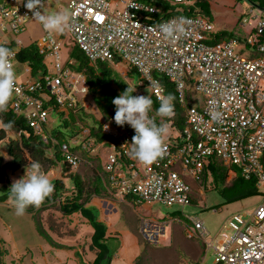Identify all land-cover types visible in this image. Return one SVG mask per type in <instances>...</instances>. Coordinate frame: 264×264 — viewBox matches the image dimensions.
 Here are the masks:
<instances>
[{
  "label": "built area",
  "instance_id": "2783aa9c",
  "mask_svg": "<svg viewBox=\"0 0 264 264\" xmlns=\"http://www.w3.org/2000/svg\"><path fill=\"white\" fill-rule=\"evenodd\" d=\"M48 1L43 0V5ZM68 1L74 19L67 33L91 64L98 61L114 67L127 64L139 74L157 102L158 96L167 95L160 80L167 78L185 111L184 130L178 137L165 138L164 155L150 165L131 157L130 144L135 131L130 125H116L115 114L103 122L102 133L109 140L99 145L108 151L103 162L108 200L134 207L153 203L190 206L195 192L203 200L205 185L212 178L208 166L213 159L227 167L232 177L240 172L246 179L254 178L264 195V45L257 46V37L264 30L263 18L256 19L255 24L250 18L241 20L244 27L250 28L245 45L237 39L211 44L217 32L214 22L204 15L174 16L154 23L151 15L158 10L139 0ZM195 1L175 0V3ZM26 2L0 0V45L9 47L10 43L2 39V33L8 34L10 29L18 34L33 19L32 12L24 6ZM114 3L116 10L111 8ZM181 19L184 32L179 39H166L157 28L159 24ZM61 36L46 32L36 42L39 53L45 56V64L47 56L54 59L56 74L44 77L49 93L41 91L43 85L34 79L21 82L17 78L11 99L14 111L24 115L35 134L43 136L46 143L55 141L45 134L50 120L46 105L53 99L58 109L67 114L78 104L89 108V103L80 99L88 94L86 77L67 67L73 64L70 57L61 63L64 41ZM15 43L13 40L11 46ZM20 48L19 43L10 48L15 52L14 65ZM26 73L31 77L28 66ZM122 76L127 78L124 73ZM188 89L201 95L192 106L186 103ZM61 152L71 168L81 164V158L67 144L61 146ZM192 182L197 184L196 190ZM186 219L187 237L202 241L207 250H212L214 264H264V200L252 213L234 215L229 224L234 236L218 243L208 241L209 232L202 221ZM171 223L166 218L141 214L139 234L146 243L161 245Z\"/></svg>",
  "mask_w": 264,
  "mask_h": 264
},
{
  "label": "trees",
  "instance_id": "16d2710c",
  "mask_svg": "<svg viewBox=\"0 0 264 264\" xmlns=\"http://www.w3.org/2000/svg\"><path fill=\"white\" fill-rule=\"evenodd\" d=\"M141 3H146L151 7L158 10L156 15H151V21L154 23L162 22L170 17L174 16H198L204 15L209 17L213 21L211 12L203 10L201 13L199 11H194V6H199L202 3L208 2L209 0H196L191 4H176L175 0H139ZM255 6L259 7L264 12V0H250ZM204 8V7H203ZM242 20V19H241ZM240 20V21H241ZM239 21V22H240ZM214 22V21H213ZM237 39L243 42V37L237 34L235 31H220L214 36V41L211 44L220 43L224 40ZM246 42L247 40L244 39ZM257 46L264 45V30L257 37ZM10 43L7 45L8 48H15L14 43L11 46L13 40H8ZM67 47H70V59L73 64L68 65L73 72L81 73L86 77V82L88 85V94L92 96L93 104L99 108L102 115V121L97 120L95 117L91 116V122L89 124V134L87 135V141H79V143H74L77 139L74 137L80 134L78 121L85 120L88 115L85 113L88 111L81 104H78L74 111H70L68 114L62 112L54 104L55 99L46 105V108L51 115L56 116L58 121L52 122L45 126V134L52 137L54 142H44V138L41 135L35 134L34 130L30 127L28 120L24 115L16 113L11 105V101L8 105V109L5 112H0V125L3 127L4 124L8 122H13V127L11 129H5L6 132L15 133L19 135L17 139H11L8 145L7 157H5L0 152V203H6L10 198L9 189L11 184L7 179L8 172H17L30 166L31 162L38 161L42 165V171L44 172V166L47 167L46 171L51 168L57 167L62 163L66 172H70L71 166L65 161L64 155L61 152V146L67 144L69 149L75 155L81 158V164L85 162L87 169L91 170L92 174L88 176L81 175L80 173H70L67 181L74 184L76 190V195L63 199V195L66 192L67 185L63 179H55L52 183L54 185V192L48 196L40 206H46L47 204L60 203V211L65 216H72L75 214H80L83 218L88 220L89 224L93 227L94 232L91 234V245L90 248L95 251L96 257L91 264H111L113 260V251L107 244V228L102 222L98 221V218L94 214L92 208L87 207V204L94 198H107V192L103 183L104 174V164L99 161L100 157H94L92 155V147L104 143L109 140V137L102 133L103 122L108 120L112 114H115V106L112 100L122 94L128 87H130L127 82L108 62L98 61L91 64L89 59L86 57L83 51L72 41L66 43ZM256 52H254L255 54ZM19 54V55H18ZM45 56L39 53L36 43H32L29 46L22 47L17 52V64L27 65L31 68V77H26L20 79L23 82L26 79L34 78L35 81L40 82L43 86L41 91L49 90L44 85V77L48 74L47 67L45 64ZM26 66V67H27ZM16 67V66H15ZM16 70V69H15ZM135 71L134 69H132ZM17 73V70H16ZM161 83L166 89V94H172L175 97L174 103V113L171 117H165V122L169 128V133L167 137H172L173 135L179 136L186 126L185 111L182 105L178 102L179 97L174 90V85L167 79L161 78ZM115 85V87H114ZM131 88V87H130ZM36 93V96L41 91ZM193 94L191 89H188L186 95L187 105L192 106V98L190 95ZM133 96H138L135 91L132 93ZM153 100L152 110L156 111L159 108V102L151 95ZM152 110L150 112H152ZM50 122V120H49ZM157 125L162 124L159 121H155ZM54 125V126H53ZM51 126V127H50ZM81 135V134H80ZM75 144V145H74ZM91 146V147H90ZM96 162V163H95ZM100 162V163H99ZM100 165H97V164ZM79 165V166H80ZM208 170L212 174L214 186L216 190L224 199L223 205H230L243 200L256 197L261 195L259 189L257 188V183L254 178L246 179L237 172V176L230 182L227 183V178L229 175V169L223 166L216 159L211 160ZM87 180V181H86ZM62 200V201H61ZM222 205V206H223ZM39 207L30 206L26 209V212L32 215L38 233L42 238H44L50 245L57 249H66V245L56 241L49 231L44 227L43 221L41 219V213L44 212ZM217 206L216 209H219ZM189 239V238H188ZM198 240V239H189ZM144 244V249L141 255L137 258L136 264H164L161 253V248H156L151 244L146 243L143 239L141 240ZM205 247V245L203 244ZM176 251V246L173 247ZM7 252L5 247V242L0 240V264H3L4 256ZM81 258L80 253L77 254ZM81 264H86L81 258Z\"/></svg>",
  "mask_w": 264,
  "mask_h": 264
},
{
  "label": "rangeland",
  "instance_id": "374dc122",
  "mask_svg": "<svg viewBox=\"0 0 264 264\" xmlns=\"http://www.w3.org/2000/svg\"><path fill=\"white\" fill-rule=\"evenodd\" d=\"M69 4L70 2L68 0H49L43 5L42 11L50 13L65 8L70 9ZM111 8L112 10H116L117 4L114 3ZM193 9L194 11H199L201 13H203V10L211 12L217 33L220 31H235L244 39L248 37L250 28L247 26L244 27L240 21L241 19L250 18L253 24H255L256 19L263 18L264 20V12L259 7L255 6L250 0H209L199 6H194ZM45 33L46 31L38 21L30 19L24 24L23 30L20 33L13 34L9 29L8 34L2 33L1 37L3 40L12 39L24 48L41 40ZM63 34H53L54 36L62 35L61 37L64 39L62 50L60 52L61 63H64L70 56L71 48L67 47L65 44L68 41L69 43H72V38L67 33V30L63 32ZM244 39L242 44L245 45L246 41ZM248 50L251 49L248 47ZM46 64L48 75L50 77L54 76L56 70L54 67V59L51 56H47ZM15 66L17 76H19L20 79L26 78L27 73L25 69H27V67L21 64H16ZM113 68L121 76L122 73L127 76L124 80L131 88L136 89L135 93L138 96H151V90L148 86H137L141 83L139 74L128 67L127 64L122 63L119 64L118 67L113 66ZM190 98H192L190 100L193 102L194 100L201 98V95L193 92V94L190 95ZM80 99L82 102L89 103V108L87 109L88 111L85 112L88 114L85 120L78 121V126L80 128L79 132L81 135L79 134L74 137V139L77 138L74 140V143L77 144L79 141H87V135L89 134V131L87 132V130L89 129L91 116L99 121L103 120L101 111L93 104L92 96L85 94L81 95ZM149 116L155 121L166 123L165 117L158 116L157 112L154 110L149 112ZM56 120L58 121L56 116L51 115L49 122L50 125ZM2 128L3 127L0 125V129ZM7 136L6 139L0 142V152L5 157H7L8 145L11 139L19 138L18 134L9 131H7ZM91 153L94 157H100L99 161L105 162L108 151L107 148L103 146L95 145L92 147ZM85 162L77 168L70 169V172L63 170V168H65L64 165L62 168L63 162H61L60 165H57V167L51 168L49 171H46L47 167L44 166V172L49 176L51 182L55 179L61 178L66 183L68 188H66L63 199L76 195L74 184H71L66 180L70 173L78 172L85 176V179L86 176L92 174V169H87V164ZM99 163L97 165H100ZM26 170L30 171V166L14 173L8 172L6 176L9 183L12 185L14 180L23 178L26 174ZM234 178L235 177L228 175L227 183H230ZM192 183V186L196 190L197 184L194 182ZM94 198L97 199L98 197ZM202 199L203 200H201L199 193L195 192L194 203L190 206L167 207L161 203H153L151 205L141 204L136 208H139L142 214L154 215L157 218L167 217L168 219H172L173 217L180 216L202 221L209 232L207 237L208 241L213 240L214 243H218L226 241L234 236L235 232L229 228L233 216L237 213H252L254 208L264 200V195L252 197L230 205H223L224 199L216 190L213 178H210L205 185L204 197H202ZM217 206H220V208L216 209ZM136 208H133L132 206L130 207L128 204H119L116 206V209L118 210L117 212L112 211L109 215L104 214L105 219L108 220L109 230L113 231L116 229L120 232L119 236L126 243V247L133 246L139 241V238L128 232L127 229V224H135L136 217L137 219L139 217ZM38 209L44 210V212L41 213V219L44 227L49 231L52 237L56 241L66 245L68 247L66 249H79L81 258L84 262L88 263L90 261V237L93 227L91 226L90 230V227L87 226V222L83 221L80 216H65L60 211L59 202L56 204L39 206ZM94 214L97 218L101 216L100 211L96 209L94 210ZM139 237L142 240L140 234ZM0 240L5 242V247L7 249L3 264H61L59 263L60 261L63 262L62 264H79L75 259V254L72 253L71 250H58L40 236L31 214L25 211V214L22 216L16 215L12 200H9L6 203H0ZM114 246L117 247V243L114 244ZM156 248L159 249L160 247L156 246ZM204 250L206 251L204 256L205 263H214L213 251L210 249L207 250L205 247Z\"/></svg>",
  "mask_w": 264,
  "mask_h": 264
},
{
  "label": "clouds",
  "instance_id": "9594fccd",
  "mask_svg": "<svg viewBox=\"0 0 264 264\" xmlns=\"http://www.w3.org/2000/svg\"><path fill=\"white\" fill-rule=\"evenodd\" d=\"M34 20L38 21L49 34L63 33L71 27L74 12L62 9L53 12L42 11L43 0H27L24 5ZM184 21H168L157 26L159 32L166 39L176 40L184 32ZM14 50L0 45V112H5L16 91L17 73L14 65ZM136 89L128 87L126 91L112 100L115 106L114 121L118 126L128 124L135 131L130 144L131 157L146 165H150L162 157L166 150L165 138L169 133L166 123L157 125L149 112L152 110L151 96H133ZM157 115L171 117L174 113L175 97L172 94L160 95ZM2 123V122H0ZM13 122L3 125V129H11ZM105 130L108 126L105 125ZM16 215L22 216L28 207H39L44 200L54 192V185L49 176L42 171L38 161L30 164V171L26 170L23 178L14 180L10 189Z\"/></svg>",
  "mask_w": 264,
  "mask_h": 264
},
{
  "label": "crops",
  "instance_id": "0c3cea01",
  "mask_svg": "<svg viewBox=\"0 0 264 264\" xmlns=\"http://www.w3.org/2000/svg\"><path fill=\"white\" fill-rule=\"evenodd\" d=\"M25 66V65H23ZM27 66V65H26ZM25 66V67H26ZM26 71V69H25ZM66 113V112H65ZM57 121V120H56ZM119 204H128V203H119V202H113L108 200V198H93L88 204L87 207L96 209L100 211L101 216L98 217V221L102 222L104 225H106L107 233V244L110 246L111 250L113 251V260L111 264H136L137 258L141 255L144 244L142 243L140 237H139V218L141 216V212L139 208H136L130 204L128 206H132L133 208L137 209L138 219L136 217L135 224H127L128 232L135 235L137 238H139V241L137 244L126 247V243L124 240L119 236V233L116 229L115 230H109L108 220L105 219L104 214H111L112 211L117 212L116 206ZM76 216H80V218L83 219V221L87 222V226L90 227L88 220L83 218L80 214H75ZM153 217H156L154 215H151ZM157 218V217H156ZM168 219L167 217H163ZM172 223L169 227L167 237L162 241V244L157 246L160 247L162 252V258L164 260L161 261L164 264H207L204 261L205 256V250L203 246V242L200 240H189L186 234L187 225L189 224L187 219L184 217L176 216L173 217ZM91 232H94V229L91 230ZM91 233V234H92ZM117 243V247L114 246V244ZM176 246V251H174L173 247ZM61 250V249H58ZM65 250H71L72 253L75 255V259L78 261L79 264H81V258L78 257V253H80L79 249H65ZM93 255V256H91ZM96 257V253L94 250L90 248V261L86 264H91L93 260ZM59 263H63L60 261ZM67 264V263H64ZM214 264V263H212Z\"/></svg>",
  "mask_w": 264,
  "mask_h": 264
},
{
  "label": "water",
  "instance_id": "95a60500",
  "mask_svg": "<svg viewBox=\"0 0 264 264\" xmlns=\"http://www.w3.org/2000/svg\"><path fill=\"white\" fill-rule=\"evenodd\" d=\"M137 86L139 87H143V83L141 82L140 84H138ZM8 136H7V132L5 129H0V142L3 141L4 139H6Z\"/></svg>",
  "mask_w": 264,
  "mask_h": 264
},
{
  "label": "bare ground",
  "instance_id": "6f19581e",
  "mask_svg": "<svg viewBox=\"0 0 264 264\" xmlns=\"http://www.w3.org/2000/svg\"><path fill=\"white\" fill-rule=\"evenodd\" d=\"M19 55V54H18ZM96 163V162H95Z\"/></svg>",
  "mask_w": 264,
  "mask_h": 264
}]
</instances>
